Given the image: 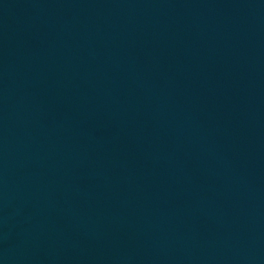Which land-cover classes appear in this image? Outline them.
Returning <instances> with one entry per match:
<instances>
[{
	"label": "water",
	"instance_id": "water-1",
	"mask_svg": "<svg viewBox=\"0 0 264 264\" xmlns=\"http://www.w3.org/2000/svg\"><path fill=\"white\" fill-rule=\"evenodd\" d=\"M0 264H264V0H0Z\"/></svg>",
	"mask_w": 264,
	"mask_h": 264
}]
</instances>
